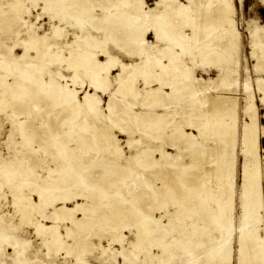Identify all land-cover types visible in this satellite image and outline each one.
<instances>
[{"label": "bare ground", "instance_id": "bare-ground-1", "mask_svg": "<svg viewBox=\"0 0 264 264\" xmlns=\"http://www.w3.org/2000/svg\"><path fill=\"white\" fill-rule=\"evenodd\" d=\"M28 1L34 3L37 0ZM184 1L186 3L180 0H157L155 6L150 7L146 6L145 0H77L71 8H64L53 16L59 22L69 23L74 31L53 24L49 31L40 33L37 27L28 23L26 16L30 14L31 8L23 0H0V33L14 36L11 44L0 41V95L10 92L9 100L15 103L14 106H19L23 96L30 93L29 100L36 102L41 110L43 106L49 105V100L54 106L69 109L72 116L78 118L76 122L71 121V127L82 123L79 132H67L70 133L67 139L63 136L65 131L49 127L54 131H50L44 140L52 148L57 147L59 151L64 149V152H57L58 168L49 170L46 177L40 176L33 166L26 171L21 169L22 160L19 157L7 162L1 158L0 184L10 185L9 178L14 174L24 177L19 185L11 186L14 196L12 203L22 222L32 223L36 234L40 236L45 233V229H52L51 240L55 248L64 245L66 248L71 247L74 251L69 253H73L76 259L79 254L93 250L89 242L78 236L82 235L85 228H91L98 220L99 226L110 228V239L117 243L120 242V235L116 229L128 218L133 219L131 217L134 215V221L127 223L136 229V238L131 247L146 249L150 245V249L154 246L158 248L160 253H152L147 257L151 263L153 260V264H228L232 238L236 242V264H261L264 261V238L258 232L259 223H262L261 211H264V189L261 191L260 187L264 173L261 174L257 160L258 137L264 141V126L258 129L256 124V95L250 89L249 78L241 84L245 97L243 106L238 109L236 53L240 33L234 19V1ZM260 1L264 3V0ZM79 4L84 5L85 10L76 8ZM110 5L114 6V10L106 13ZM32 6L35 7V4ZM96 7L100 8V13L94 12L93 8ZM47 9L45 4L42 11ZM41 15L39 12L37 17ZM186 28L190 32H186ZM91 29L101 35L94 36ZM149 31L153 32L155 41L160 43L158 54L145 44V36ZM68 35L73 40H68ZM248 37L252 49L249 56L255 61L251 70L256 75V90L262 94L258 99L264 104V25H254L248 30ZM184 41L190 42L187 44L197 51L195 55L188 47L189 54L194 57L192 67L179 59L181 52L175 51L178 48L183 53L186 51ZM112 47L139 60L124 63L117 54L111 52ZM3 48L9 51L10 57L3 53ZM16 48L22 52L15 54ZM198 54L202 55V59L196 58ZM202 63L207 68L214 66L218 72L216 76L207 79L197 76L196 68ZM17 66L19 73L14 75L13 81H8ZM118 66L122 71L127 68L131 70L126 76L118 72L117 77H113L112 88L110 78L113 69ZM41 70L48 72L47 79L40 75ZM62 70L68 71L69 75L63 74ZM152 72L155 73L154 82L158 86L149 85L145 89L140 97L141 102L137 104L144 109L135 110L132 105L140 96V90L135 85L136 79L141 76L146 84H152L150 77L147 78L148 73ZM60 80L65 82L61 83ZM77 84H88L92 90L87 88L79 99L76 94L78 90L72 87ZM99 92L108 94L105 105H102ZM185 95L190 103L186 108L177 106L175 101ZM116 99L123 102L121 108L116 105ZM4 104L6 106V102ZM28 106L20 107L18 114L29 116L31 111ZM239 111L245 118L239 139L244 162L241 169L242 189L239 193V224L237 234L233 236L236 229L230 211L233 205L236 167L234 142ZM206 117L209 119L207 123ZM139 127L143 130L140 138H136L134 135L140 131ZM185 127L191 131L188 132ZM167 129L171 132L166 133ZM116 131L127 137L124 142L128 154L122 149ZM55 136L57 140L53 139ZM143 137L149 143L141 141ZM12 138L10 134L8 140ZM89 139L95 145L93 155H88L90 161L85 162L81 154L87 155L89 152H80L79 149L87 146ZM164 139L171 141L168 148L174 152L163 147ZM210 140H214L215 144L211 146ZM19 141L14 140L13 143L19 146L16 144ZM71 141L75 143L70 145ZM29 148L36 152L34 148ZM262 150L264 155V147ZM91 161L96 163L93 165L94 171L87 164ZM206 161L214 164L212 173L208 172V165L207 168L202 166ZM167 165L169 169H162ZM149 167H159L163 173L146 174L139 170ZM92 174L97 178L93 177V180L99 183L95 187L94 184L88 185L89 181L86 180ZM39 180L46 181V186L35 190L39 197L37 203L25 195L22 189L31 187ZM119 182H123L126 187L131 185L134 189L118 190ZM95 195L99 198H95ZM94 201L101 203V211L88 209ZM55 202H60V206L54 211V220L69 221L76 228L74 231L65 227V235L72 240L70 243L64 241L56 227L53 229V226L42 223L46 216L38 209ZM70 202L74 204L68 207ZM125 202H131V206L139 203L144 211L149 209L150 212L144 215L138 206L132 211L125 207L128 205ZM29 207L38 208L41 219L33 221L35 217ZM199 207L205 211L201 214L191 212V209ZM154 210L164 211L161 217L167 220L162 231L156 224L158 219L152 217ZM12 228L10 224L4 223L3 215L0 214V240H7L10 237L7 230ZM168 232L176 235L170 241H165L164 236ZM155 233H160V237L155 236L157 239L150 242L149 237ZM202 237H207L208 244L202 242ZM14 240V263L26 264L28 241L17 236H14ZM2 246L0 244V248ZM191 247L203 249V259L195 258L190 253ZM100 252L103 254L105 249L102 248Z\"/></svg>", "mask_w": 264, "mask_h": 264}, {"label": "rangeland", "instance_id": "rangeland-1", "mask_svg": "<svg viewBox=\"0 0 264 264\" xmlns=\"http://www.w3.org/2000/svg\"><path fill=\"white\" fill-rule=\"evenodd\" d=\"M23 1L25 2V4L28 7L31 8L30 14L28 16H26L28 23L29 24L32 23L34 25V27H37L38 31L40 33L42 31H49L51 25H53V24H60L61 27H65L70 32L74 29V27H71L69 23H66L64 21L59 22L58 18L53 17V16H55V14L57 12L62 11L64 8H71L73 5L72 3H76L77 0H37L34 3L33 2L31 3L28 0H23ZM145 1H146V6L153 7V6H155V2L157 0H145ZM180 1H182L183 3H186L184 0H180ZM233 1H234V5H235V10H236L235 15H234V19H235L237 27H238V32L240 33V35H239V39H240L239 40V46H238V51L236 53V57L238 60L237 78H238V82H239V87H238L239 91H237V95H236V96H238L237 97V101L239 103L238 109H240V106H243V104H244L243 99L245 97V95L242 92L243 89H242L241 84L244 83L246 78H249L248 81H250L249 84L251 86L250 89L253 92H255V95H256L255 100H254L256 108L258 109L257 110V122H256V124H257L258 129H260L261 127L264 126V118H263L264 104L261 103L258 99L260 96H262V94L260 92H258V90H256V85H255L256 75H254V73L251 70L252 69L251 67L255 61L249 56L252 49H251V47H249V44H248V41H249L248 30L250 28H252L254 25L258 26V27H262L264 25V3H261L260 0H233ZM47 3H49V5H47ZM33 4H35V7L32 6ZM45 4L48 7V9H47V11L44 12V11H42V8L44 7ZM110 6H111V8H109L106 11V13H109L110 11L114 10V6H112V5H110ZM76 8H80V9L85 10L84 5H81V4L77 5ZM93 10H94V12H99V13L101 12L100 8H97V7L93 8ZM39 12L42 13L40 18L37 17V14ZM249 21L251 22L250 24H249ZM69 22L71 23V21H69ZM72 24H74V22H72ZM77 29L78 28H75L76 31H78ZM186 32H190V31L186 28ZM1 33H0V41L3 43L5 42L8 44H11V41H12V39H14V36H10L9 34H6V33L4 34L3 32H1ZM91 33L94 36L101 35L100 32L92 30V29H91ZM153 35L154 34L152 31H149L148 34H146V38L148 40L147 43H148V45H149V43H152V45H154V47L151 46L152 51L155 54H158L159 50H160V48H159L160 43H158V42L156 43ZM67 39L73 40V37L71 35H68ZM187 41H188V39H187ZM184 42L187 45V47H186L187 49L184 53L179 48L177 49V51L179 53L181 52L179 59L182 62H184L185 64L192 67L194 57H192V54L190 55L189 52L191 51L193 54L197 55V51H195L194 48H192L191 46H189V44H187L190 42H186V41H184ZM147 43H145V44H147ZM109 44L112 46L111 43H109ZM188 47H190L189 48L190 51L188 50ZM112 48H114V47H112ZM2 51L7 57H10V53L8 50L3 48ZM21 52H22V50L19 48L14 49L15 54H20ZM31 53H33V52H31ZM198 55L199 56H197L196 58L198 60L202 59V55H200V54H198ZM100 59H103V57L100 56ZM121 59L124 62L129 61L128 58H126V57H122ZM165 62H167V60H165ZM60 66H65V64H61ZM16 68L17 69H15L13 71L12 76H10L8 78V81H11V80L13 81L14 75H17L19 73V70H18L19 67L17 66ZM130 70H131V68H127L124 71H122L120 66L116 67L112 71V77L110 78V81L112 82V88L114 87L113 86V84H114L113 77L114 76L117 77L118 72H120L122 76H126ZM62 72H63V74H66V76L69 75L68 71L62 70ZM217 73L218 72L214 68V66H209L207 68L206 64L200 65L196 68L197 76H201V77H204L206 79L208 77H210V78L215 77ZM149 74H151V73H148L147 78L148 77L151 78V76L153 78V76H155L154 72H152L151 75H149ZM40 75H42L45 79L48 78V72L46 70H41ZM150 78H149V80H150ZM60 82L64 83L65 80H60ZM68 82H69V84H71V81H68ZM135 85H136V88H138L140 90L139 91L140 96H138L134 100L135 103H133L132 106L135 107L134 108L135 110H137V109L143 110L144 108H142V106L140 104L137 105L138 103L141 102V99H140L141 95L144 94V92L146 91L145 89L147 87L149 88V85L158 86V84L156 82H153L152 84L151 83L146 84L143 77L140 76L136 79ZM81 86L82 85H79V84L72 86L73 88L78 90V92L76 94H77V97L79 99L83 96L84 91L87 88L92 90V88H90L88 84H84L82 87ZM164 89L168 90L167 88H164ZM19 90L20 89L18 88L17 91H19ZM99 94H101L102 105H105L106 102L108 101V94H103L100 92H99ZM2 95H0V96H2ZM10 96H11V94H10V92H8L0 98V160H1V158H3L4 161L7 162L10 159H14V157L15 158L19 157V159L21 158V160H22L21 169H24V171H26V170H29V168H31L33 166L35 171L38 174H40V176H42L44 178L48 175L49 170L58 168L56 165V158H57L59 152L60 153L64 152V149H62V151H59L57 147H56L57 149L55 147L52 148V145L49 144L47 142V140H44V138L46 139V136L49 135L50 131H52V132L54 131L50 128L52 127L54 129H58L60 131L61 130L65 131V133H63V136L66 138L68 136V134H70L67 132H72V130H73L72 134L76 131L79 132L81 129L82 123H80V125L79 124L73 125L74 128L71 127V125H70L71 121L76 122V121H78V118L73 117L72 113L69 109H67V108L64 109L61 106H54L53 103L49 100L47 101L49 105L47 107H44L42 105L43 108L41 110L39 105L36 104V102L29 100L31 98L30 93H28V95L25 94L23 96V98H22L23 100H21L20 103L18 102L20 104L19 106L18 105L14 106L15 103H13L12 100L11 101L9 100L11 98ZM118 99H119V97H118ZM118 99L115 100V103L119 108H121L123 102L118 100ZM4 102H6V106H5ZM175 103H177V106H181L183 108H186V105L190 103V99L188 98V96L185 95L184 98L179 99V101H175ZM41 104H43V103H41ZM25 105H29L28 108L31 111V114L29 116H26L24 114H18L20 107H23ZM13 111L16 112V115L14 114ZM103 111L105 112V110H103ZM156 111H159V108H156ZM197 120L199 122H203L202 119H197ZM208 120L209 119H207V117H206L205 122L207 123ZM244 120H245V118H244L242 112L239 111L238 117L236 119V123L238 126L237 127V134H235L236 139L234 138L235 139L234 153L236 156L235 157L236 167H235V178H234V186H233V205H232L231 211H230L231 217H232L231 218L232 223H233L234 229H236V231L233 232V236L237 234V228H238L237 224H239L238 220H239V215H240L239 193L242 189V186H241V184H242V170L241 169L243 167L242 165L244 162V157H243V155L240 154L241 144H239L240 143L239 139H240L242 125L244 123ZM65 126L67 129L65 128ZM75 128H77V129H75ZM185 129L188 132L191 131V129L188 127H185ZM139 130L140 131H138V132L136 131L134 137L138 138L141 135V130H143L142 127L141 128L139 127ZM167 132L170 133L171 130L167 129L166 133ZM116 133H117V131H116ZM10 134L13 137L11 141L8 140V136ZM117 135L119 136V138L121 140L120 144L122 145V149L125 151L126 154H128L129 151H127L128 149L125 146L126 142H124L127 137L123 136L119 133H117ZM53 139L57 140V137L55 136V138H53ZM14 140H16L17 142L20 140L19 143H16L19 146L15 145V143H13ZM140 140L145 141L146 143H149V142H147L148 139L146 140V138H144V137ZM21 141L23 143L20 144ZM213 141L210 140L211 146L215 144V141L214 142ZM258 141L259 142H258V148H257V155H258L257 160L259 163L261 174L263 175V173H264V155H263L262 149L264 147V141L260 137H258ZM45 142H47V144ZM71 142H70V145L75 143L73 141H71ZM164 142H165V145L163 147L165 149H168V151L174 152L173 150L168 148L170 146L169 144L171 143V141L164 139ZM60 144L61 143H59V145ZM94 145H95V142L92 139H89L87 146H84V147L82 146V148L79 149L80 152H84V151L89 152L87 155H86V153L81 154L82 157L85 159V162L90 161V160H88V157L90 155H93L92 150H93ZM29 146L31 148H34V150H36V152L35 151L33 152L29 148ZM63 148H65V147H63ZM24 152H26V153H24ZM22 157H24V160ZM205 163L202 164V166L205 168H207L209 166L210 170L208 172L212 173L211 171L214 168V167L212 168V166H214V164H210V163L208 164L207 161ZM87 164H89L88 166L90 168L92 166V171L95 170V166H93V165H95L96 163H94V162L92 163V161H91V163H87ZM79 165L80 164H78V166H77L79 168L78 171L80 170ZM206 165H208V166H206ZM163 166H165V165H163ZM152 168L154 169V171ZM166 168L169 169L168 165L162 169H166ZM162 169H160L159 167L158 168L157 167L156 168L155 167H149V168H145V170L142 168L139 170L144 171V173H146V174H150V173L162 174L163 173V172H161ZM151 171H153V172H151ZM198 171H203V170H198ZM22 173H24V172L22 171ZM88 176L86 178V180L89 181L88 185L94 184V187H95L96 186L95 184H99L98 182L96 183L93 180V177H94V179H97V178H95L96 176H94L93 174H92V176L91 175L89 177ZM97 177H99V176H97ZM261 177H262V179L260 182L261 183L260 187H261V191H263V189H264V178H263V176H261ZM23 179H24V177H21L18 174H14L11 176V178H9L10 185H8V183H1L0 184L1 185L0 186V214L3 215L4 223L10 224V226L13 227L11 230L10 229L7 230V233L10 234V237L7 240H4V239L0 240V244L3 245L2 248H0L1 249L0 250V264H15L14 260H16L15 259L16 254L14 252L13 245H12L15 243L14 236L26 239L28 241L27 247H26V252H25V256L27 258L26 264H124V259L126 261L125 264H144V263L150 264L151 259L147 258V257H149V254L160 253V250L158 248H156L155 246H154V248L151 247V249L148 248V246L150 247V245H148L146 247V249L145 248H136L135 249V248L131 247V243L136 238V236H135L136 229H135L134 225H132V226L129 225L134 221V215L131 217L133 219L128 218L127 220H125L123 222V224L118 226V228L116 229L118 234L120 235V242L116 243L115 241H112L110 239L112 236V232H111L110 228L108 226H99V222L97 220L96 223H94L91 228H85L81 233L82 235H78V236H81V238H84L93 247V250L90 253H81V254H79L78 258L76 259V256H73V253H69V251L70 252L74 251L71 249V247L66 248L64 245V246H61V248L58 247V249H56L55 245L53 244V242L51 240L52 229L51 230L45 229V233L43 235H41V236L37 235L35 232L34 225L32 223L30 224V223L22 222L20 214H19V212H17V209L15 207V204L12 203L13 202L12 199L14 198V196L12 194L11 186L16 187L17 185L20 184L21 181H23ZM90 180L91 181L93 180V181L91 182ZM159 185H160V183H159ZM42 186H46V181L39 180V181L35 182L31 187H29V188L25 187L22 190H23L25 195L30 196L35 202L38 203L39 197H38L35 190H37L38 188H41ZM121 186H122V188H121ZM123 187H125V188H123ZM126 188H127V190L134 189V187L131 185H128L126 187V185L123 182H121V183L119 182V185L117 186L118 190L126 189ZM15 191H18V190L15 189ZM94 197L99 198L97 195H95ZM127 198L129 199L130 197H125V199H127ZM110 199H113V197L112 198L110 197ZM125 203H127L128 205L124 204V206L127 205L125 207L132 210V211H134L135 207L138 206V210H143L142 214L146 215V213L149 214V212H150L149 209H147V211H144L141 204L139 206V203L132 204L134 206H131V204H130L131 202H125ZM73 204L74 203L70 202L67 204V206L71 207V206H73ZM89 205L90 206L88 207V209L90 211H92V210L97 211V212L101 211V208H100L101 203L100 202L94 201L92 204H89ZM59 206H60V202H55V204H53V205L42 206L41 209L40 208L39 209L38 208L30 209V207H29V209L31 210V214L35 217V219L33 221H35L36 219H41L39 217V213H38V210H40L41 214L46 216V218L42 220V223L45 226H53V229H55V227H56V231L60 232L63 235L64 241L67 243H70V242H72V240H71V238H69L65 235V227L66 226L70 227L74 231H76V228L74 226H72V224L69 221L57 222L54 220V211ZM169 206H170V203H169ZM156 211L157 210H154L152 212L153 213L152 217L154 219H158L156 224L159 227V229L162 231V230H164V225H165L167 219L165 220V217H163V218L161 217V215H163L162 213L164 212L163 210H158L157 212ZM193 211L198 213V214H201V212H203L205 210L203 208L199 207V209L198 208L191 209V212H193ZM261 212L262 213H261V221L260 222H262V223L261 224L259 223V228H261V229L258 228V232H260L259 235L263 236V238H264V211H261ZM79 216H81V215H79ZM234 222H235V224H234ZM127 223H129V224H127ZM157 235H159V236H157ZM175 235L172 232H168L165 234L164 240L170 241L173 236L175 237ZM155 236L160 237V233H157V234L155 233V234H153V236H150L149 237L150 242L155 241V238H156ZM152 238H154V239H152ZM202 242L204 244H208L207 237H202ZM230 246H231L230 247L231 257L229 259L228 264H236V258H237V256H236V242L233 240V238L231 239ZM64 247H65V249H63ZM102 248L105 249V252L103 254L100 252V251H102ZM148 251H150V252H148ZM99 253L101 256L99 255ZM190 253H192L195 258L201 260V259H203L205 251L201 248H192L191 247ZM146 254H148V256ZM263 257H264V254H263ZM79 259H80V263H79ZM263 260H264V258H263ZM262 263L264 264V261H262ZM151 264H153V260H152ZM177 264H180V263H177Z\"/></svg>", "mask_w": 264, "mask_h": 264}, {"label": "crops", "instance_id": "crops-1", "mask_svg": "<svg viewBox=\"0 0 264 264\" xmlns=\"http://www.w3.org/2000/svg\"><path fill=\"white\" fill-rule=\"evenodd\" d=\"M148 34V33H147ZM154 36V35H153ZM145 39H146V42H148V40H147V38H146V36H145ZM157 43V42H156ZM148 44V43H147ZM149 46H150V50L152 51V47L151 46H153L154 47V45H152V43H149ZM175 51H177V49H175ZM111 52L112 53H114V54H117L120 58H122V57H126V58H128V62H124L122 59V61L124 62V63H133L134 61H138L139 60V58L138 57H136V56H128L124 51H118L117 49H115V48H111ZM153 52V51H152ZM121 55V56H120ZM100 57V56H99ZM102 57V56H101ZM115 69V68H114ZM113 69V70H114ZM197 75V74H196ZM149 81H152V83L154 82V76H153V78L151 79L150 78V80ZM101 95V94H100Z\"/></svg>", "mask_w": 264, "mask_h": 264}]
</instances>
